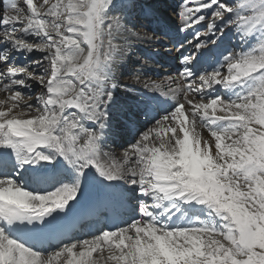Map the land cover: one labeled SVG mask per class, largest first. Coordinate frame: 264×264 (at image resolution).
<instances>
[{"label": "snow or ice", "instance_id": "snow-or-ice-1", "mask_svg": "<svg viewBox=\"0 0 264 264\" xmlns=\"http://www.w3.org/2000/svg\"><path fill=\"white\" fill-rule=\"evenodd\" d=\"M136 7L7 0L0 12V264H264V0H183V82H143L155 95L134 108L150 126L117 153L126 37L152 39L125 22ZM228 33L239 50L222 47ZM30 81L39 92L22 103Z\"/></svg>", "mask_w": 264, "mask_h": 264}, {"label": "bare ground", "instance_id": "bare-ground-1", "mask_svg": "<svg viewBox=\"0 0 264 264\" xmlns=\"http://www.w3.org/2000/svg\"><path fill=\"white\" fill-rule=\"evenodd\" d=\"M34 2H37V0H34ZM1 4H5L4 3V1L3 0H0V10H3L2 9V6H1ZM179 3H178V1L174 4V6L176 7L177 5H178ZM152 9H154L155 11H157L158 10V5L157 4H153V6H150ZM117 11H119V9H117ZM128 12V13H130V16H134V15H136L138 12H140V9H138V8H135V9H128V10H125L124 12ZM124 14V13H123ZM126 17V16H125ZM125 22L127 23V24H129V26H132V24L130 23V19H129V22H127V20L125 19ZM156 22V21H155ZM180 24H181V22H180ZM133 27V26H132ZM147 31H152V29L150 28V29H148ZM132 37L133 36H127L126 38L129 40V39H131V40H129L131 43H133L134 44V42H133V40H135V39H132ZM150 43H152V46H151V48L153 47V48H155V47H157V45H160V44H162V42H160V41H155L154 39L153 40H151L150 41ZM137 46H139V47H141L140 48V50L138 49V50H136V48L135 47H132L131 48V58H128L127 59V61H125L123 64H121V66L119 67V69L120 68H125V71H124V75L123 76H117L118 77V82L120 83V85H121V87H117L115 90H114V93H113V95H114V97H115V101H116V103H115V105H114V107H113V109H112V113H111V126H110V129H109V136L107 137V147H106V150H108V149H111V150H113L114 152H115V147H114V144H115V140H116V138H117V135L115 134V132L113 131V129H112V125H113V123L115 122V119H117V118H119L120 116H123V114H120V115H118V114H116V110H121L122 112H123V110L124 109H127V107H129L128 105L130 104V103H128V102H126V101H130V100H132V99H134L135 101H137V102H141L143 99H145L146 97H149V92L147 91V93H144V87H143V82L145 81L144 79H143V77L144 76H146V74H147V72H149L148 73V77L150 76V75H155L156 73H159L160 71H161V69L160 68H157V67H154L152 64H149V65H146L147 63L146 62H144V61H140L139 62V65L141 64H143L144 66H145V68L143 67V70L142 71H140V72H137V74L136 73H134L136 70H135V68L133 69V64L134 65H137L138 64V61H137V59L139 60V53L141 54H143L144 52H145V45H143L142 44V46H140V45H137ZM143 46H144V48H143ZM150 48V49H151ZM154 50V49H153ZM148 52V51H147ZM153 51H151V53H152ZM156 52H158V54H160V51L159 50H156ZM37 53H33L32 54V56L33 55H36ZM136 55V60L134 59V60H131V59H133V55ZM146 63V64H145ZM161 63H163V61L161 62ZM164 64V63H163ZM148 68V69H147ZM118 69V70H119ZM134 70V72H133V76H129L130 75V73H132V71ZM120 71V70H119ZM150 74V75H149ZM125 76V77H124ZM140 81L139 83L137 82V81ZM164 80H166V79H164ZM149 82H151V80H149ZM162 82H165V81H163L162 80ZM157 83V82H156ZM161 83V82H160ZM182 83V82H181ZM158 84V83H157ZM165 84H166V82H165ZM33 86V85H32ZM176 86V85H175ZM134 89V90H133ZM3 94V92L2 91H0V95H2ZM155 94V93H154ZM30 99H28V100H26L25 101V99L23 100V101H21L22 103L23 102H28ZM32 101V100H31ZM34 101V100H33ZM203 102H209V100L208 101H203ZM141 106L143 107V105L141 104ZM116 117H115V116ZM164 133H168V131L167 130H165V131H162L161 132V136H163L164 135ZM191 134V133H190ZM110 143V144H109ZM43 163V162H42Z\"/></svg>", "mask_w": 264, "mask_h": 264}, {"label": "rangeland", "instance_id": "rangeland-1", "mask_svg": "<svg viewBox=\"0 0 264 264\" xmlns=\"http://www.w3.org/2000/svg\"><path fill=\"white\" fill-rule=\"evenodd\" d=\"M4 1V0H3ZM139 1V2H138ZM143 0H136V4L138 3V5H140V3H143L142 2ZM156 1H158V0H155V1H153V2H156ZM153 2H152V0H149V3L148 4H151V5H148V6H153L152 4H153ZM175 2V1H174ZM5 3V2H4ZM159 3L160 2H156L155 4H157L158 5V10H161V12H162V16H164V17H161L162 19H168L170 22H173L172 21V19H176L177 18V20H179V22L177 23L178 24V27L180 26V22H181V20H180V18H179V16H178V13L181 11V5L179 6V7H177L175 10H173V9H170V8H166V9H164L163 7H162V5L160 4L159 5ZM168 2L166 1V3H165V1L163 2V4H166L165 6H168V4L171 6V5H174L173 4V2L172 1H170V3H168ZM178 3H179V1H178ZM182 3H183V0H182ZM181 3V4H182ZM138 5H137V7L136 8H138ZM142 5V4H141ZM191 7H195V5L193 4V5H190ZM163 9V10H162ZM141 11V10H140ZM126 16V17H125ZM124 17H125V19L127 20V22H129V19H130V23L132 24V26L133 27H136V32L138 33V34H142V35H147V36H150V37H152L151 36V34L150 35H148V34H145L146 32L144 31V29L145 28H143L144 26H141V24L139 23V22H137V21H139V17L136 15H134V17L133 16H130V13H128L127 11L126 12H124ZM170 18V19H169ZM176 20V21H177ZM176 23V22H175ZM147 28V27H146ZM199 28H201V29H203V28H205V25L204 24H199ZM130 36V35H129ZM132 39H135V40H133V42H134V44L133 43H131L133 46L132 47H135L136 48V50H138V48H137V45H140V46H142V44L143 45H145V48H148V49H145L146 51H148L147 53H151V51H153L152 53H154L155 55H158V52H156V50H161L160 48H159V46L160 45H165L166 43H164V40H162V39H159V40H155V41H160V42H162V44H160V45H157V47H155V48H151V46H152V43H150V41L151 40H140V39H136L135 37H132ZM129 40H131V39H129ZM162 47V46H161ZM143 48H144V46H143ZM151 48V49H150ZM233 48H235V46L233 47ZM154 49V50H153ZM139 50H140V48H139ZM146 51L144 52V53H146ZM161 52V51H160ZM143 53V54H144ZM142 54V53H141ZM140 53H139V55H141ZM37 55V56H36ZM36 55H33V57H30V59H33V58H35L34 56H36V57H39V53H37ZM133 59H131V60H134L135 58H136V55L134 54L133 56ZM129 58H131V56H129ZM139 58V57H138ZM136 60V59H135ZM137 61H138V64L137 65H134L133 64V69L135 68L136 69V67H139V66H141V64L139 65V62L141 61V59L139 58V60L137 59ZM147 63V62H146ZM163 63H164V61H163ZM163 63H161L160 62V64H163ZM153 65V64H152ZM155 67V66H154ZM126 68V67H125ZM125 68L123 69V68H120L119 70H118V72H117V76H123L125 73H124V71H125ZM157 68H160L161 70H162V68H161V66H158ZM133 72H134V70L132 71V73H130V75L129 76H133ZM134 73H136L137 74V71H135ZM150 75V74H149ZM150 76H152V75H150ZM154 76V75H153ZM169 76L170 77H172V78H174L178 83H181L182 81L180 80V79H177V78H179L178 76H173L172 74H169ZM169 76L168 77H162V78H158V79H156L155 80V78L153 77H148V74H146V76H144L143 77V79L145 80V81H149V80H151V82H157L158 84H160V82L162 83V80L163 81H167V79L169 78ZM125 77V76H124ZM164 79H166V80H164ZM165 82H163V83H165ZM30 83L33 85L32 87H35L36 86V89L34 90H32V95L30 96V97H32V98H34V99H31L30 97H29V95H28V98L24 95V97H23V100L25 99V101L26 100H28V99H30V100H32V102L34 103L35 102V97H33L34 95H35V92H37V91H39V87L34 83V82H31L30 81ZM173 87H176L175 86V84L173 85ZM165 90H167V88H165ZM23 91H25V90H23ZM7 96H8V94L7 93H4L3 92V94L2 95H0V100H5L6 98H7ZM22 100V101H23ZM34 100V101H33ZM203 102V101H202ZM122 113V111L121 110H116V114H118V115H120ZM115 116V115H114ZM116 117V116H115ZM118 121V120H117ZM119 124V123H118ZM148 126V125H147ZM149 127V126H148ZM168 135H170V133L168 132L167 134L166 133H164V135L162 136V137H167ZM118 137V136H117ZM125 147H128V146H125ZM124 147V148H125ZM124 148H122V149H118V148H116L115 149V152H117V153H120V152H122L123 150H124Z\"/></svg>", "mask_w": 264, "mask_h": 264}]
</instances>
